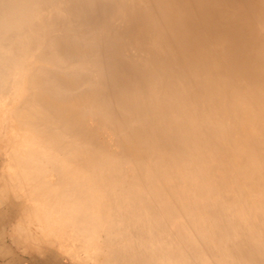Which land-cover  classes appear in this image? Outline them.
<instances>
[{"label":"bare ground","instance_id":"bare-ground-1","mask_svg":"<svg viewBox=\"0 0 264 264\" xmlns=\"http://www.w3.org/2000/svg\"><path fill=\"white\" fill-rule=\"evenodd\" d=\"M0 264H264V0H0Z\"/></svg>","mask_w":264,"mask_h":264}]
</instances>
